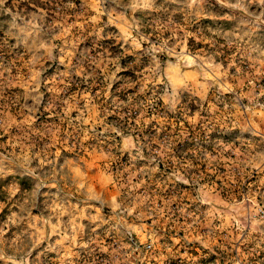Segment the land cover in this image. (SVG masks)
I'll return each mask as SVG.
<instances>
[{
    "label": "rangeland",
    "instance_id": "1",
    "mask_svg": "<svg viewBox=\"0 0 264 264\" xmlns=\"http://www.w3.org/2000/svg\"><path fill=\"white\" fill-rule=\"evenodd\" d=\"M194 26L224 62L187 49ZM181 96L208 146L116 127L127 107L161 125L157 102L195 120ZM0 264H264V0H0Z\"/></svg>",
    "mask_w": 264,
    "mask_h": 264
},
{
    "label": "trees",
    "instance_id": "2",
    "mask_svg": "<svg viewBox=\"0 0 264 264\" xmlns=\"http://www.w3.org/2000/svg\"><path fill=\"white\" fill-rule=\"evenodd\" d=\"M212 15L215 14H213L212 12ZM203 20L206 22H212L210 19L207 18ZM181 21V17L170 19L169 21L161 20L160 18V21L155 24V26H153V29H158L157 31L162 36L174 34L180 31L181 25H183ZM190 33L191 36H189L186 43V47L189 51H194L196 49H205L210 54L214 55V57H217V59H219L221 63L224 62V59H226L231 53L230 49L226 47V45L221 39L208 37L204 28H202L201 26H194V28L190 29ZM129 59L131 58L129 57ZM130 61H132V59ZM120 64L123 68H126L125 63L120 62ZM141 68L142 64L136 63L131 65L130 68L128 67L127 71L123 70L120 73H128V75H133V72L140 70ZM118 83L119 81L113 83L111 88L115 89ZM119 99L122 102L124 101V98L120 97ZM184 101L185 100L183 99V97L180 98V103L183 104V107L186 109V114L188 117H192V115L196 113L197 118H195V120L187 121L186 119L178 116L180 113H177V116H169L167 114L163 115V113H161V110H158L159 102H157L152 109L154 111L153 113L156 114V117L162 119L166 118V120H164L161 125H159L155 121H151L149 125L142 128V122L139 119V121H136V117L138 116L139 112L133 108L127 107V110L123 112L124 115L121 117L120 120V122L122 123L121 126L116 127L120 131H123L125 127L131 128L133 130L132 134L135 137H137L142 142L146 141L151 146L154 141L161 142L162 144L168 143L170 145H174L177 144V142L184 140H199L201 141V145L208 146L209 139L213 138L212 135H214V132H218L217 123L210 118V116L206 113L205 108L199 109L196 104H187ZM104 102L108 103L109 100H105ZM102 105L104 104H101V106ZM182 158L189 161L193 165V167L194 165L199 166L198 168L188 170L187 173L180 172L186 180H189V178L193 175L197 177H205L209 175L205 173L206 167L204 166V164H197L194 161L193 154H184ZM157 167L159 168L160 165L157 164ZM236 181H238L240 185L233 189H226V191L224 190L226 193V197L240 198L242 196L244 192V187L243 185H241L243 180H239V178H236ZM165 185V188L159 190V194L163 195V198L168 196L170 197L172 193L178 194V191L170 188L172 187V185L166 183ZM218 185L219 184H217V186ZM174 186L179 188V190L187 188L186 185H182L180 183H175Z\"/></svg>",
    "mask_w": 264,
    "mask_h": 264
}]
</instances>
